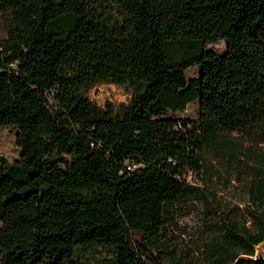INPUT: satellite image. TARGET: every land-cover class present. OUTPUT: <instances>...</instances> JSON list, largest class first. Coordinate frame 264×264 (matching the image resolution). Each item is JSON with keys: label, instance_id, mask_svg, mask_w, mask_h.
<instances>
[{"label": "trees", "instance_id": "obj_1", "mask_svg": "<svg viewBox=\"0 0 264 264\" xmlns=\"http://www.w3.org/2000/svg\"><path fill=\"white\" fill-rule=\"evenodd\" d=\"M0 30V126L19 147L0 156V264H88L97 247L100 264L170 262L160 236L183 203L221 234L207 264H264V148L239 138L264 144V0H0ZM97 81L130 96L100 107ZM237 187L241 221L217 194Z\"/></svg>", "mask_w": 264, "mask_h": 264}, {"label": "rangeland", "instance_id": "obj_2", "mask_svg": "<svg viewBox=\"0 0 264 264\" xmlns=\"http://www.w3.org/2000/svg\"><path fill=\"white\" fill-rule=\"evenodd\" d=\"M3 35L4 33L0 30V37ZM209 47L221 52L224 49V43L219 40L209 45ZM185 72L187 76H194L197 74V68L191 66ZM84 95L96 105L103 107L105 102H110L113 105L126 102L130 93L129 88L125 84L97 81L85 91ZM196 106L197 102L191 101L182 111H174L173 113L179 117L192 116ZM16 132L17 129L13 126H0V156L9 162L16 158L19 153V147L15 144ZM252 137L255 138H250L249 135L239 136L254 152L261 151L264 148V144L262 142H255L256 135H252ZM204 158L206 165L210 169L220 167L219 170L223 177H232V168H228L224 163L219 165L218 160L214 159L211 151L206 150ZM248 163L254 162L249 160ZM224 167L227 169L224 170ZM187 177H190V174ZM217 194L221 202L225 200L229 205L235 203L240 207V213H243L241 207H243L244 197L238 187L230 191V193L222 190L217 191ZM169 217H165L160 241L164 242L173 251L175 258L170 262L163 261L161 264H207L203 245L212 239L219 238L221 234L216 229L210 227L204 213H202L201 205L199 203L194 205L183 203L180 206H176L171 218ZM242 217L243 214L240 215V221ZM254 249L257 255L264 258V242L256 244ZM109 256L110 254L107 250L99 247L95 251L89 250L82 253L83 260L88 264H100L102 261L107 262L109 261Z\"/></svg>", "mask_w": 264, "mask_h": 264}, {"label": "water", "instance_id": "obj_3", "mask_svg": "<svg viewBox=\"0 0 264 264\" xmlns=\"http://www.w3.org/2000/svg\"><path fill=\"white\" fill-rule=\"evenodd\" d=\"M255 256H258V255L255 253L254 257H255Z\"/></svg>", "mask_w": 264, "mask_h": 264}]
</instances>
